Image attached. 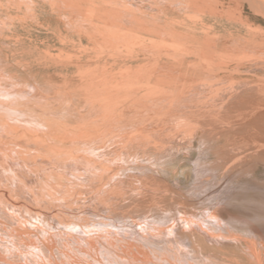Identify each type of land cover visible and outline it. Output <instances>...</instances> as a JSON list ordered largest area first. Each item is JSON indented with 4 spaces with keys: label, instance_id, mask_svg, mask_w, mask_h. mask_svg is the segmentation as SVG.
Masks as SVG:
<instances>
[{
    "label": "bare ground",
    "instance_id": "obj_1",
    "mask_svg": "<svg viewBox=\"0 0 264 264\" xmlns=\"http://www.w3.org/2000/svg\"><path fill=\"white\" fill-rule=\"evenodd\" d=\"M54 1L56 2L58 0H44L41 6H38L36 3L33 4L34 6L37 5L39 7V10L43 8L44 11H41L44 12V15H46L45 11H47L48 13L50 12L49 15H54L52 13L55 8L58 7L54 4ZM64 1H67L71 8L79 10L89 8L88 10L91 9V13L93 12L94 14L99 12V9H101L100 6H102L100 4H97L100 0H98L97 2L96 0ZM197 1L198 0H196L195 2ZM32 2H34V0L31 1V3ZM198 2L201 1L199 0ZM171 3L169 2V4ZM152 4H154V2ZM189 4L192 5L191 3ZM10 5H12V7H15L16 9L19 7L18 3H15L13 5V1L11 0H0V9L4 7L3 10H9ZM58 5L65 6L63 4ZM104 6L105 5H103V7ZM112 7L114 6L112 5ZM189 8L190 6H188V9ZM27 9L30 10L29 7ZM159 10L161 9L159 8ZM11 11H13V9ZM226 11L227 10H225L224 12ZM99 13L102 14V12ZM235 13H237V10ZM5 14L8 15V11ZM94 14L93 17L97 16L96 14ZM162 15L163 14H161L160 16ZM237 15L238 14L235 15L236 17L234 16V19L236 18V20L239 16ZM262 16L264 17V14ZM244 17L245 16H243V19H241L242 21L244 20ZM187 20L193 22L194 24L200 25L199 28L205 30L203 36L200 35L195 37L197 39L199 38L203 40V42L205 40L211 41L209 40V38L210 35L214 32L216 35H218L216 40H221L220 42H228L227 39L236 40L238 42H241L242 40V43L239 44L240 47H251L252 43L254 44L255 42H257L255 43L256 46L264 44V42H259L261 41L259 36L245 34L242 30L233 29L232 27L228 28V23L222 21L221 17H219V19L217 20L216 16L212 14L202 15L201 18L198 17L194 20L187 18ZM208 20H212L214 22H212V24H208ZM43 21H45V18ZM72 21V27H74L73 29H75V27H79L80 25L83 26V24L78 25V21L76 19ZM210 22L211 21H209V23ZM7 23L8 25H6V23L4 22L0 24L2 25L0 26V28L19 30V28L22 29L27 27V25L22 26L24 25L23 22L15 20H10V22ZM45 23H47L48 26L50 24L48 21H46ZM67 23H71L70 19L67 21ZM88 23L89 22H87V25ZM103 23L104 22H102V24ZM144 23L146 24V22ZM217 24H226L228 33H222L221 30L217 29ZM85 25L86 23L84 24V26ZM165 25L166 24L164 23L163 26ZM207 25L209 26V28ZM168 29H170V31H174V33L175 31L180 32L177 31V29ZM229 29L233 30L229 31ZM54 31H57V33H59V30ZM78 31L80 30L78 29ZM153 33L157 34V32L155 31ZM22 41L24 42L21 46L22 49L26 51L24 53L26 55L28 48L31 47L29 44L30 40L26 41L24 39ZM221 45H223V47L225 46V44ZM39 47L40 46L38 45L35 48L41 50V48ZM44 52L46 53V51ZM211 53L212 51H210L209 53L211 62L218 63L219 66L221 65V68H226L224 71V77L222 76V78H220L219 76V78L217 79L219 81L218 86L215 85L216 87H211V89L209 90V98L206 99V101L204 100V108H206L208 111L201 109L200 111H198V113L192 115L188 114L189 112L185 111L183 112V114H173L177 112V110L179 111L183 108H181V106L183 105L182 103L187 100V96H190L189 99H191L193 103H195L196 100H199L196 99L195 96L197 95V91L195 88L196 85L186 84L182 86L181 84V88H174V90L171 91L172 96L174 97V99L172 100V107H174L172 109L174 110L172 114L167 113L169 115H164L165 118L162 119L164 121V124L162 126L166 125L167 127V125L171 123H168L169 121L174 122L176 120L178 121L179 119H182L183 121V119H185L192 122L189 123L186 121L195 129L197 128L198 130H200L202 139H199L198 142L200 143L201 141L203 145L205 144V140H207V138L209 139V137L210 139L211 137L215 139L216 142H220V140L223 141L222 139L224 138H229V143H231L234 139L237 140L236 142H238V140L240 142L242 141L244 145L241 147L239 145L240 148H236L237 150H235V152L233 151V149L224 150L225 154L230 155L228 159H232V162L239 164L246 161L249 162L250 159H252L253 161L261 160V156L264 158V61L254 58L255 55L253 56L254 59L249 58L248 60H244L243 58V60H239L235 59V56V58H233L232 55L230 56L227 53H223L221 56L220 54L218 55V52L214 55H211ZM205 55L207 54L205 53ZM0 56H2V53ZM203 61L204 60H202V62ZM58 63L56 61V63L52 64L55 67H58ZM0 65H2V63H0ZM171 66L172 65H170V67ZM34 68L35 67H33L32 65H29L28 68L23 66L21 67V70H19L20 72H22L26 80L27 77L28 80H31L32 78L35 80L31 83L26 82L27 84L24 85V90H22L21 92L12 93L10 92L11 90H9L10 93H7L8 91L6 89H2V91H0L1 100L5 99V101H7H0V107H3V109H0V264H240L238 263L239 261L237 262L235 259H231L230 256V259H227L225 257L218 256L219 253H211V250L213 248L220 246V241L224 237L222 235V232H224L225 227L229 226L222 224L220 218L215 212L216 206L220 205L224 200L223 194L226 192H221L212 197L209 196L212 200H214V203L208 205L207 202L210 199H198V197H200H197L196 195L198 190L186 189L184 193L187 192L188 196L184 193L182 194L181 192H177V189H181L180 182H175L174 186H170L168 183H166V178L163 175L167 174V171H163L160 167V169L158 168L159 162H167L168 160H172L173 157L176 158V153L182 150V139H178L177 135L173 136L175 134L172 135L169 132V129L163 128V131L165 132L162 133L164 135L162 136L164 138L160 139L159 137H157L155 133L156 131L154 130V132H152L155 134L153 142L152 140L151 142H144L140 138L136 140L135 138L134 140L131 139L132 141L130 140V142L128 140L129 143L125 140L127 144L124 143L125 145H122L124 146V156L116 155L118 161H120L122 157V162L120 163H123L124 161L123 166L126 165V167L123 168L124 170H112L111 165L113 161L112 163H107L105 161L106 156H108L106 155L107 153H105L107 151H101V149L97 148V151L95 152L96 148L92 145L93 140L91 138L88 141H80L78 144L73 143V148L75 150H77V148H75L77 147V145L78 147L82 146L81 151H72V147L71 150L65 149L66 145H68L69 147L71 143L70 141H65L66 137H64V139L62 140L60 138H54L56 129L58 127H56L55 129V127L47 128L46 126L44 127L36 125L38 123L35 121V119L34 121L36 122V124L33 123L34 121L32 122L33 124L29 122L31 118V112L33 111L32 108H38L39 106L42 107L43 103L48 102L47 97L44 96V90H42V86L46 87L47 85H51L47 83H45V85H41L39 83V80L37 79L39 77L37 73L34 75L32 73V70H34ZM152 68L151 71H155L156 67ZM36 69L37 72H39V69L42 68L41 66H38L36 67ZM193 70L195 71L196 67H194ZM138 71L140 75H144L150 72V68L148 69L144 65L140 67L139 70L136 71V73ZM181 74L182 73H180V75ZM172 75L174 76V74ZM182 77L183 76H181L180 78ZM193 78L195 79L194 75ZM2 79H4V77ZM8 83L10 82L8 81ZM11 84L14 85L13 82ZM51 86L48 87L51 88ZM52 89L51 91H53ZM203 95H205L204 92ZM200 96H202V94ZM11 103H13V105H11ZM177 106L179 107V109H176ZM197 106L200 107L199 105ZM196 110L197 109H195V111ZM33 114L34 113H32V115ZM38 117L33 116V118ZM64 126L66 127V125ZM89 126H92L91 123ZM179 126L180 124L178 123V127ZM144 128H142V130ZM149 128L150 129H145L151 131V128L154 127L153 125L152 127L149 125ZM83 129L85 130V128ZM150 131H148V133ZM107 132L108 131H106V133ZM68 134V132L67 134L64 133V135ZM150 134L151 133L146 136H150ZM158 134L160 133L158 132ZM141 138L144 139L143 137ZM95 146L97 145L95 144ZM210 146L212 147V145ZM198 147L200 148V145ZM218 148L217 152L221 150V147L219 148V150ZM63 151H67L69 155L67 153L62 154ZM82 151L84 156L73 157L75 156L73 155L74 153H81ZM88 154H90V156H88ZM95 156H99V158L95 159ZM223 157L226 156L223 155ZM117 158L115 160H117ZM112 159L114 160V158ZM192 166L193 182L199 181L202 177L203 172L202 165L196 160V162H193ZM206 180L208 179L206 178ZM231 181L232 180H230V182ZM185 182H187V180ZM229 187H227V189ZM228 194L230 195L231 193ZM177 195L181 199H179ZM262 223H264V221H262ZM238 225L244 228L249 235L248 241H246L245 243L246 252L244 253V256H246V264H264V256L260 251V244L255 236L256 230L254 231L252 225H250L247 221L240 222L238 223ZM225 229L228 230L229 228L227 227ZM237 240L238 239L236 237L235 241ZM217 250H219V248ZM220 251L223 250L220 249ZM235 251H233V254ZM238 255L239 254H237L236 258L238 257ZM224 256H226V254ZM242 257L243 256H241L240 258L244 259ZM242 264L244 263L242 262Z\"/></svg>",
    "mask_w": 264,
    "mask_h": 264
},
{
    "label": "rangeland",
    "instance_id": "obj_2",
    "mask_svg": "<svg viewBox=\"0 0 264 264\" xmlns=\"http://www.w3.org/2000/svg\"><path fill=\"white\" fill-rule=\"evenodd\" d=\"M11 1H13V5L15 3H18L19 7L16 9L15 7H12V5H10V9L11 8L13 9V11H11L12 9L11 10L9 9L10 12L8 9L3 10L4 7L0 9L1 11L0 24L4 22L6 23V25H8L7 22H10V20L12 21L15 20V21L23 22L24 25L22 26L27 25V27L22 28L24 30H22L21 28H19V30L0 28V50L2 51V52L0 51L2 53V56H0V63H2V65H0L1 66L0 91H2V89L4 90L6 89L8 91V92L6 91L7 93L21 92L22 90H24L23 88L25 84L35 81L33 78L31 80L30 79L28 80V77L26 80L22 72L19 71L21 70V67L24 66L28 68L29 65L35 67L34 70H32V73L33 75L37 73V75L39 76L37 79L39 80V83L41 85H45V83L52 85L51 86L46 84L47 85L46 87L42 86V90H44V96L47 97L48 102L43 103L42 107L39 106L38 108L36 107L32 108L33 111L31 110L32 111L31 118H33V116H37V117L39 115L40 116L38 118H33V119L30 118L29 122L32 123L35 119V121L38 124H36L35 121L33 123L36 125H40L44 127L46 126L47 128L55 127V129L56 127H58L59 129L58 128L56 129L54 138L55 139L60 138L62 140L64 139V137H66L65 141L68 142L70 141L71 143L69 147L68 145H66L65 149L68 150H71L73 148V143L78 144L80 141L81 142L88 141L91 138L93 140L92 145L96 148L95 152L97 151V148L101 149V151L102 150L107 151L105 153H107L106 155L108 156H106L105 161L107 163L108 162L112 163L113 161L111 165L112 168L110 167L112 170L113 169L124 170L123 168L126 167V165L123 166L124 161L123 163H120L122 162L121 160L122 157L120 161H118L117 156L118 155L124 156V146L122 145L128 142V140L130 142L131 139L134 140L135 138L136 140L140 138L144 142H151V140L153 142L154 140L153 138H155L154 136L155 134L152 132H154V130L156 131L155 132L156 136L162 139L164 138L163 137L164 135L162 133L165 132L163 130L169 129L170 130L169 132L172 135L175 134L173 136L177 135L178 139H182L181 140L182 150L177 152L175 155L176 158L179 157L178 159L173 157L172 160H168L167 162H162V163L159 162V165L160 163L161 165L160 166L158 165V168L160 167L162 168L163 171L164 170L167 171V174H163L164 177L166 178L165 179L166 183H168L170 186H174L175 182H180L181 189H177V192H181L182 194L186 191V189L198 190L199 192L197 191L196 194L197 197L200 196L198 197V199L201 200V198H203V200L204 199L211 200V202L210 200L208 201L209 203L207 202L208 205L214 203V200H212L210 197L219 194L221 192H226L223 194L224 200L220 205L216 206L215 212L217 216L220 218L222 224L229 225L227 226L229 229L228 230L225 229L227 227L224 228V232H222V235L224 237L220 241L221 242L220 246L213 248L211 250V253L212 254L219 253L218 256L220 257H225L227 259H230L231 257V259H235L237 262L239 261L238 263L240 264H242V262L246 264L247 260H245L246 256H244L245 255L244 253L246 252L245 243L246 241H248L249 235L247 234L244 228L238 225V223L247 221L249 222L250 225H252L254 231L256 230L255 236L260 244V251L264 256V223H262V221H264V158L261 156V160L258 161L257 160L253 161L252 159H250L249 162L246 161L236 164L231 161L232 159H228L230 155L225 154L224 150L233 149V151L235 152V150L239 149L241 146L244 145L242 141L240 142L238 140V142H236L237 140L234 139L232 140L231 143H229L230 142L229 138L227 139L224 138L225 141L224 139H222L223 141L220 140V142H216L215 139H213L212 137L210 139L209 137L211 141L207 138V140H205V144L203 145L201 141L200 143L198 142L199 139H202L200 130H198L197 128L195 129L191 124H189L192 123L190 121H187L185 119H183L182 121V119H179L178 121L176 120L174 122L169 121L168 123L170 122L171 123L168 124L169 127L167 125L168 128L166 127V125L162 126L164 124L163 123L164 121L162 120L165 118L164 115H169L170 113L172 114L174 110L172 109L174 108L172 107L173 105L172 100L174 99V97L172 96L171 91H173L174 88H181L183 85L186 84L196 85L195 88L197 91V95L195 96L196 99L199 100L197 101L196 99H194L196 101L195 103H193L192 100L189 99L190 96L189 97L187 96V100L182 103L183 105L181 106V108L182 107L183 108L180 109L179 111L177 110V112L173 114L176 113L183 114V112L185 111V112H189L188 114L192 115L198 113V111H200L201 109L208 111L206 108H204L203 103L206 101V99L209 98V90L211 89V87L218 86L219 81L217 79L219 78V76L220 78H222V76L224 77V71L226 68V67L221 68L220 67L221 65L219 66L218 63L211 62L209 56L210 51H212L211 55L217 54V52L218 55L220 54V56L223 53L224 54L227 53L230 56L232 55L233 58L236 57L235 59H239V60L241 59L243 60V58L244 60H248L249 58L251 59L256 58L264 61V44L256 46L255 43L257 42H255L254 44L252 43L251 47L248 46L240 47L239 44L242 43V40L241 42H238L236 40L227 39L228 42L224 41L226 43L220 42L221 40L219 41L216 40L218 35H216L214 32L210 35L211 39L209 38V40L211 41L205 40L203 42V40L199 38L197 39L195 37L200 35L203 36L205 30L200 29L199 28L200 25L188 21L187 18L194 20L195 18L198 17L201 18L202 15L212 14L216 16L217 20L219 19V17H221L222 21L228 23L227 24L228 28L232 27L233 29L242 30L245 34L259 36L261 39V41L259 42H264V17L262 16L264 14V0H200L201 2H198L199 0L197 2H195L196 0H193V2L192 0L190 1L189 0L186 1L185 0H158V1L157 0H133V1L96 0V2L97 1L99 2L97 4L102 5L100 6L101 9H99V12H102V14L97 12L95 13L97 16L94 17H93L94 13L93 12L91 13V9L88 10L89 9L88 8V9L79 10V9L71 8L68 2L64 0H58L56 2L54 1L55 2L54 4L58 6L55 8V10L52 13L54 15L51 14L49 15L50 12L48 13L47 11H45L46 15H44L43 8H41L40 10L38 9L39 8L38 6H41L44 0L43 1L34 0V2L32 3L31 1L33 0L31 1L11 0ZM168 1L170 3L171 2L173 3L169 4ZM109 2H111L112 4ZM153 2L154 4H152ZM33 3L34 4L36 3L38 6L37 5L34 6ZM189 3H191L192 5H190ZM196 3L197 4L201 3V4L197 5ZM58 4L60 5L63 4L65 6H59ZM103 5L105 6L103 7ZM112 5L114 7H112ZM188 6H190L189 9ZM28 7L30 8V10L27 9ZM159 8L161 10H159ZM225 10H227L228 13L227 11L224 12ZM236 10L237 13H235ZM7 11L9 13L8 15L5 14L7 13ZM231 11L233 12V14ZM33 12H37L38 15L37 13H33ZM161 14H163L165 17L163 15L160 16ZM234 14L235 15L238 14L240 16L239 17L237 15L238 16L237 18L239 20L238 19L236 20V18L234 19L235 16ZM230 15L232 16V18ZM52 16H54L55 18ZM243 16H245L244 20L246 19L248 22L246 20H245L246 22L244 20L243 21L241 20L243 19ZM44 18L45 21H43ZM69 19L71 23L73 22L72 20L76 19L78 21V25L83 24V26L80 25L79 27H75V29H73L74 28L72 27L73 23L72 24L67 23ZM46 21H48L52 26L50 24L48 26L47 23H45ZM101 21L104 23L102 24ZM209 21L211 22L209 23ZM87 22H89L88 25ZM144 22H146V24ZM207 22L208 24H212V22L214 21L208 20ZM85 23L87 25V26L85 25L86 28L84 26ZM164 23L166 24L165 26H163ZM167 23L169 26L167 25ZM253 23L256 25H254ZM175 25L177 26V28ZM157 26L159 29L157 28ZM146 27L147 28L150 27V28L147 29ZM227 27L226 24L223 25L217 24V29L221 30L222 33H228ZM168 28H173L175 30L177 29V31L180 32L175 31V33H177L175 34L174 31H170V29ZM78 29L80 31H78ZM233 29H229V31ZM54 30H59V33H57V31L55 32ZM98 30H103V31H98ZM154 31L157 32V34L153 33ZM24 39L26 41L30 40L29 44L32 47V48L31 47L28 48L26 55L24 54L26 51L22 49L21 46L22 43L24 42L22 40ZM221 44H225V46L223 47V45ZM35 45L36 46L39 45L40 46L39 48H41V50L36 49ZM228 49L229 50L231 49L230 50L231 53L229 52ZM44 51H46L48 55ZM205 53L207 55H205ZM132 60H136L138 62ZM202 60L204 61L202 62ZM56 61L57 63L60 62L58 63V67L57 66L55 67L52 64V63H56ZM144 65L148 69L150 68V72L144 75H140L139 71L136 73V71L139 70V68ZM170 65L172 66L170 67ZM38 66H41L42 68L39 69L40 70L39 72H37L36 69V67ZM152 67H156L155 71L153 72L151 71ZM194 67H196L195 71L193 70ZM180 73L182 74L180 75ZM172 74H174V76ZM193 75L195 76V79L193 78ZM181 76L183 77L180 78ZM208 76H210L211 78ZM3 77L4 79H2ZM177 79L179 82L177 81ZM8 81L10 83H8ZM12 82L14 83V85L11 84ZM52 83L55 84V87L54 84ZM48 86H51V88ZM9 88H13V89H9ZM51 89L53 91H51ZM9 90L11 91L9 92ZM201 90L204 92L205 95H203V92ZM201 94L203 97L200 96ZM2 100L3 102H7L5 101V99ZM2 100L0 98V101ZM188 101L191 106L189 105ZM196 104L199 105L200 107H198ZM11 105H13V103H11ZM1 108L3 109V107H0V109ZM177 108L179 109L178 106L176 107V109ZM194 108L197 110L195 111ZM168 109L170 112L168 111ZM32 113H34L35 115L34 114L32 115ZM186 121L189 123H187ZM89 122L91 123L92 126H89L90 125ZM178 123L181 126V127L179 126L180 128L178 127ZM64 125H66V127ZM149 125L151 127L153 125L154 127L151 128V131L148 130L150 129ZM144 127L148 129H145ZM83 128H85L86 131ZM142 128L144 129L142 130ZM157 128H161V129H157ZM144 130L147 131L145 132ZM106 131L108 132L106 133ZM148 131H150L149 133H151L150 136H146L149 134ZM187 131L190 133H188ZM67 132L69 134L64 135V133L67 134ZM158 132L160 134H158ZM137 133L138 134L141 133V134L138 135ZM185 135H188L189 137ZM141 137H143L144 139H142ZM226 141L228 142V144ZM95 144L97 146H95ZM209 144L212 145V147ZM199 145L200 148L198 147ZM216 147L217 148L221 147V150L217 152ZM75 148H77V150L73 148L72 151H79V150L81 151L82 146L78 147L77 145V147ZM200 150H203L205 152ZM65 153H67V151H63L62 154ZM73 155H75L73 157L84 156L83 151L81 153L76 152ZM223 155H225L228 160L226 159V157H223ZM88 156H90V154H88ZM97 158H99V156H95V159ZM112 158H114V160L117 158V160H115L116 162ZM196 160L202 165L203 172L200 180L193 182L192 164L193 162H196ZM206 167L207 168L210 167V168L207 169ZM206 178L208 180H206ZM186 180L187 182H185ZM230 180L232 181L230 182ZM209 183H211L212 185ZM227 187H229L230 189L229 188L227 189ZM228 193L231 194L229 195ZM184 194L187 195L188 193L186 192ZM204 196L207 197L205 198ZM179 199L181 198L179 197ZM234 237L235 238L237 237L238 240L235 241ZM218 248L219 250H217ZM220 249L223 250L224 252L220 251ZM233 251H235L234 254ZM225 254L226 256H224ZM237 254L239 255L236 258ZM241 256H243L242 258L244 259H241L240 258Z\"/></svg>",
    "mask_w": 264,
    "mask_h": 264
}]
</instances>
